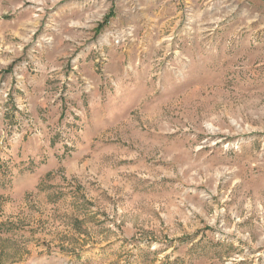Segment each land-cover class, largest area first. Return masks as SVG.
Segmentation results:
<instances>
[{
    "label": "rangeland",
    "instance_id": "rangeland-1",
    "mask_svg": "<svg viewBox=\"0 0 264 264\" xmlns=\"http://www.w3.org/2000/svg\"><path fill=\"white\" fill-rule=\"evenodd\" d=\"M0 264H264V0H0Z\"/></svg>",
    "mask_w": 264,
    "mask_h": 264
}]
</instances>
